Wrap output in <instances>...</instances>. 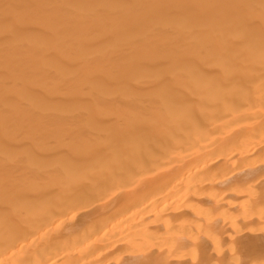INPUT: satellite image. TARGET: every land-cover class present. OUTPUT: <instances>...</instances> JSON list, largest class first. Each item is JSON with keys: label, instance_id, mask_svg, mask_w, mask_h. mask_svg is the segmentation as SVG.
I'll use <instances>...</instances> for the list:
<instances>
[{"label": "bare ground", "instance_id": "obj_1", "mask_svg": "<svg viewBox=\"0 0 264 264\" xmlns=\"http://www.w3.org/2000/svg\"><path fill=\"white\" fill-rule=\"evenodd\" d=\"M0 264H264V0H0Z\"/></svg>", "mask_w": 264, "mask_h": 264}]
</instances>
